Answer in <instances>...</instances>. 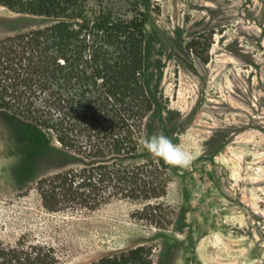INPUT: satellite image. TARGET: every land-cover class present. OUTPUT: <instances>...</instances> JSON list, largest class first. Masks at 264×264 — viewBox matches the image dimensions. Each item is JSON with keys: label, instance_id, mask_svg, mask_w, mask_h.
I'll list each match as a JSON object with an SVG mask.
<instances>
[{"label": "rangeland", "instance_id": "374dc122", "mask_svg": "<svg viewBox=\"0 0 264 264\" xmlns=\"http://www.w3.org/2000/svg\"><path fill=\"white\" fill-rule=\"evenodd\" d=\"M127 20L146 13L148 94L163 132L193 154L169 167L140 143L136 163L158 167L161 225L138 220L144 203L50 211L40 181L79 167L40 139L22 150L0 120V264H91L139 246L154 264H264V0H92ZM0 6V39L44 27ZM141 137V138H142ZM39 153L18 174L23 155ZM9 250V251H8ZM12 255V254H11Z\"/></svg>", "mask_w": 264, "mask_h": 264}, {"label": "trees", "instance_id": "16d2710c", "mask_svg": "<svg viewBox=\"0 0 264 264\" xmlns=\"http://www.w3.org/2000/svg\"><path fill=\"white\" fill-rule=\"evenodd\" d=\"M91 2L0 0L10 11L50 21L0 39V120L23 151L37 139L55 142L56 153L79 163L40 181L47 210L138 201L144 206L136 218L159 226L158 167L136 163L155 116L147 89V16L116 19L96 13ZM39 155H23L18 174ZM13 254L6 264H19ZM151 255L139 246L91 264H154Z\"/></svg>", "mask_w": 264, "mask_h": 264}, {"label": "clouds", "instance_id": "9594fccd", "mask_svg": "<svg viewBox=\"0 0 264 264\" xmlns=\"http://www.w3.org/2000/svg\"><path fill=\"white\" fill-rule=\"evenodd\" d=\"M143 148L153 157L162 160L169 167H190L193 154L181 143H174L163 132L148 138H140Z\"/></svg>", "mask_w": 264, "mask_h": 264}]
</instances>
